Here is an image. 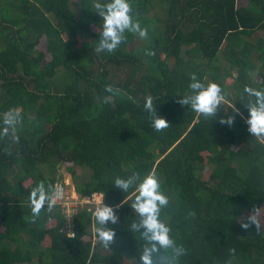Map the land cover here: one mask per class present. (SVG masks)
I'll return each mask as SVG.
<instances>
[{
    "label": "trees",
    "instance_id": "1",
    "mask_svg": "<svg viewBox=\"0 0 264 264\" xmlns=\"http://www.w3.org/2000/svg\"><path fill=\"white\" fill-rule=\"evenodd\" d=\"M131 5L148 36L126 32L98 53L92 0H0V128L9 109L20 113L16 138L0 135V264H140L135 185L124 193L114 178L151 170L169 198L161 218L185 249L178 264H264V228L250 221L264 207V140L247 130L244 91L264 88V0ZM192 73L221 86L216 116L179 103ZM148 96L167 127L152 126ZM60 176L114 208L108 247L92 206L74 213L72 237L58 204L33 219L31 189Z\"/></svg>",
    "mask_w": 264,
    "mask_h": 264
},
{
    "label": "clouds",
    "instance_id": "2",
    "mask_svg": "<svg viewBox=\"0 0 264 264\" xmlns=\"http://www.w3.org/2000/svg\"><path fill=\"white\" fill-rule=\"evenodd\" d=\"M92 9L101 20L99 39L95 47V51L98 53L115 51L126 38V32L136 33L141 38L148 36L147 28L143 27L132 14L131 0H92ZM188 87L191 91L187 95L181 96L179 103L190 105L192 109L206 117L216 116L219 107L225 101L221 86L216 82L205 84L197 78L196 73H192ZM105 89L107 92L114 91L111 85H106ZM244 91L251 98L245 104L248 112L245 121L247 130L256 138L264 140V88L245 86ZM144 108L154 114L152 126L156 130L168 126V121L157 114L153 97L145 98ZM232 108L235 111L234 104ZM234 119L233 115L228 114L220 119V123L230 126ZM19 121V111L9 109L4 114V126L0 128V135L11 134L15 139L16 126ZM63 177H58L54 183L56 181L66 183ZM114 185L124 193H127L135 185L134 201L131 208L138 214V220L133 221L130 227L139 233L144 242L139 255L140 264H178L185 249L176 244L170 235V225L161 218V211L168 204L169 198L161 189V181L157 172L151 170L142 178L136 173L128 177L116 176ZM57 195L58 193L52 186H46L44 181H39L29 194L33 219L40 214L45 205L48 210H51ZM103 195L96 198L98 206L95 207L93 215L96 221L97 238L105 247H108L114 240L115 230L107 225L115 224L118 217L114 208L103 202ZM250 221L256 223L255 217H251ZM248 226V224L243 225L245 228Z\"/></svg>",
    "mask_w": 264,
    "mask_h": 264
},
{
    "label": "built area",
    "instance_id": "3",
    "mask_svg": "<svg viewBox=\"0 0 264 264\" xmlns=\"http://www.w3.org/2000/svg\"><path fill=\"white\" fill-rule=\"evenodd\" d=\"M66 185L67 184L62 181H56L53 185V189H55L58 193L55 203L61 207V211L65 219L62 224V228L68 236L72 237L74 235L72 228V217L74 213H76L79 207L83 208L89 205L98 206L96 198L101 196V193L93 192L89 195H83L81 197H79L76 193L69 195L65 190V188H67Z\"/></svg>",
    "mask_w": 264,
    "mask_h": 264
},
{
    "label": "rangeland",
    "instance_id": "4",
    "mask_svg": "<svg viewBox=\"0 0 264 264\" xmlns=\"http://www.w3.org/2000/svg\"><path fill=\"white\" fill-rule=\"evenodd\" d=\"M256 35V33L254 34ZM64 168V164H62V167ZM62 169H60L61 171ZM208 174V171L204 173V177ZM64 181L67 183V188H65V190L67 191V194L72 195L74 193L73 191V185L71 184V182L69 181V178L64 176L63 177ZM90 206V205H89ZM91 207V206H90ZM251 217H255L256 223L264 228V207H262V210H258L256 212H254L253 214H251ZM125 263L126 264H133V260L131 259H125Z\"/></svg>",
    "mask_w": 264,
    "mask_h": 264
},
{
    "label": "bare ground",
    "instance_id": "5",
    "mask_svg": "<svg viewBox=\"0 0 264 264\" xmlns=\"http://www.w3.org/2000/svg\"><path fill=\"white\" fill-rule=\"evenodd\" d=\"M93 192H97V193H101V194H103L101 191H91V192H89V193H85V194H82V195H79V194H77L79 197H81V196H83V195H89L90 193H93ZM103 199V198H102ZM56 204V203H55ZM88 207H90V206H88ZM94 209H95V207H97L96 205H93L92 206ZM63 223H64V221H63Z\"/></svg>",
    "mask_w": 264,
    "mask_h": 264
}]
</instances>
